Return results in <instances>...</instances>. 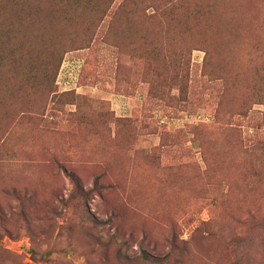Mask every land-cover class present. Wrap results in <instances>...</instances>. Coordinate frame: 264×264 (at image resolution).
<instances>
[{
    "label": "rangeland",
    "instance_id": "rangeland-1",
    "mask_svg": "<svg viewBox=\"0 0 264 264\" xmlns=\"http://www.w3.org/2000/svg\"><path fill=\"white\" fill-rule=\"evenodd\" d=\"M17 1L0 264H264V0Z\"/></svg>",
    "mask_w": 264,
    "mask_h": 264
},
{
    "label": "trees",
    "instance_id": "trees-1",
    "mask_svg": "<svg viewBox=\"0 0 264 264\" xmlns=\"http://www.w3.org/2000/svg\"><path fill=\"white\" fill-rule=\"evenodd\" d=\"M60 1H61V0H59V2H60ZM73 1H76V0H73ZM3 2H7L8 4H10L9 7H10L11 10H13V12H14V9H15L14 7L17 6V4H18V1H17V0H0V8L2 7L1 5H2ZM0 15H1V13H0ZM0 23H1V21H0ZM5 24L9 27V29H8V28H7V29L11 31L12 29H11V27H10L9 25H12V23L9 22L8 24H7V23H5ZM2 28H3V27H2ZM10 31H9V32H10ZM15 48H16V47L13 46V48L11 49V51L9 52V54L11 53V55H13V54H14V49H15ZM12 52H13V54H12ZM0 92H1V88H0Z\"/></svg>",
    "mask_w": 264,
    "mask_h": 264
},
{
    "label": "built area",
    "instance_id": "built-area-1",
    "mask_svg": "<svg viewBox=\"0 0 264 264\" xmlns=\"http://www.w3.org/2000/svg\"><path fill=\"white\" fill-rule=\"evenodd\" d=\"M56 83H60L58 80H56ZM77 86L74 84V86L73 87H69V88H74L75 90H78V88H76ZM199 119V117L197 116L196 117V120H198Z\"/></svg>",
    "mask_w": 264,
    "mask_h": 264
}]
</instances>
